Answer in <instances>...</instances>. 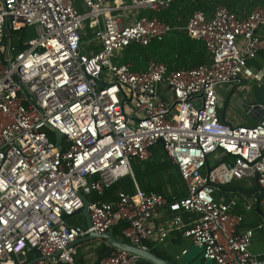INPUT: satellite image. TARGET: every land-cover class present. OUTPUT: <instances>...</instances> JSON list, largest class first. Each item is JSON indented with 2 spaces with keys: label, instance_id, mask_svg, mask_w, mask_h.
<instances>
[{
  "label": "built area",
  "instance_id": "1",
  "mask_svg": "<svg viewBox=\"0 0 264 264\" xmlns=\"http://www.w3.org/2000/svg\"><path fill=\"white\" fill-rule=\"evenodd\" d=\"M77 1L0 0V264L40 257L31 264H79L72 242L123 222L119 238L147 249L156 235L153 218L165 205L173 228L206 260L262 264L250 250L254 230L239 231L244 216L232 212L235 201L215 193L243 178L264 189V104L242 103L257 119L253 125L222 120L218 111L219 86L261 79L248 62L264 49V6L195 10L182 28L205 44L211 61L169 70L151 58L135 70L116 60L119 52L179 28L158 15L177 0H80L86 10ZM38 25L29 41L13 36ZM50 126L62 133L61 146ZM158 143L186 196L168 199L135 183L134 193L90 201V226L70 225L84 207L80 193L102 194L134 178L133 161L148 160ZM113 248L98 264H156Z\"/></svg>",
  "mask_w": 264,
  "mask_h": 264
},
{
  "label": "crops",
  "instance_id": "2",
  "mask_svg": "<svg viewBox=\"0 0 264 264\" xmlns=\"http://www.w3.org/2000/svg\"><path fill=\"white\" fill-rule=\"evenodd\" d=\"M77 4L80 5V7L82 8L83 5L81 4L80 0L77 1ZM255 6L256 7L264 6V2L257 3ZM250 11L245 10V9L239 10V11L236 10V12L238 13H247ZM258 33L261 36H264V26L258 29ZM86 40H89V39H86ZM210 61H211V56L208 62ZM248 64L254 70L255 73H260L261 79H255L254 77H243L241 85L223 84L218 87V90L226 88V86H227V90L230 92H233L235 90L234 94L239 95V96L243 95V99L242 98L237 99L238 102L240 100L241 104L244 103L246 99H250L251 101H253L252 103H250L251 105L264 104V49L261 50L254 59H251L248 62ZM161 92H162L163 97H167L170 99L172 98V94H169L168 96L164 95L166 90H162ZM218 94H219V99H220L218 111L220 113L223 109L222 107L224 106L225 97H223V95L219 92ZM225 107H226V104H225ZM251 116L253 117V115ZM220 118L222 120H226L234 124L245 125L241 123L240 121L238 122L236 120V116L229 114L228 111L223 112ZM253 118H255V116ZM256 121L257 119L255 118V121L251 125L255 124ZM153 148L151 149V156L148 160L144 162L135 160L133 162V170L134 168H136L138 172H140V178H141L140 184H138V182L135 179V175H134V182L137 183L139 188H141L142 190L158 192L164 195L168 199L182 198L186 196L187 191L182 196L180 195L177 196L174 191H166L168 188L166 185L163 186L159 181L154 180L151 177V174L153 171H148L149 167L153 166L157 170L160 166L164 164H168L166 163V161L169 162V159L165 151L162 148L161 153H163L162 155H164L165 161L162 163L153 164L154 162L152 161V159L155 155ZM212 161L214 164L218 162L217 160H215V157H213L212 160L210 161L211 164H212ZM169 165H172V164H169ZM172 166L175 167L174 165ZM174 169L179 175V177H181L178 170L176 168ZM243 180L245 181L249 180V182H247L246 185H251L253 183V182L251 183V180H253L255 183V189L250 192H248L247 190L244 191L243 189H241V186L239 185L238 182L243 181ZM126 183L127 182H125L124 185ZM254 183L249 189L253 188ZM260 189L261 187L258 185L257 181L254 178H243V179H238V180L236 179L228 184L219 186L216 190L215 195L217 199L224 201V202H230L232 200L235 201V204L232 206V212L239 213L244 216V221L241 224L239 231L246 230V229L254 230V239L250 246V250L255 255V257L262 264H264V224H263L264 222V195ZM135 190H136V187H135ZM248 204H252L251 209L246 208V205ZM173 215H174L173 212L170 210V208L167 205L161 207L158 210V212L153 218V222L156 227V235L153 238L145 241V245L147 246V249L151 250L150 247H152L158 253H161L162 255L166 256L167 258L165 259L173 260L174 262H176V264H217L214 261L211 262L210 260H206L203 257L201 247L195 245L191 238L183 236L181 231H177L173 228L172 223H171V219ZM187 219L191 220L190 216L187 217ZM163 232H166L167 234L163 240H159ZM94 240L95 241L89 240L88 243L87 241H85V243H87L86 246H90L91 244L98 245V243L100 245L103 239H98V240L94 239ZM96 241H101V242H96ZM80 244L81 243H79L78 246L75 245L78 251H80L78 249V247H81ZM94 264H97V263L95 262Z\"/></svg>",
  "mask_w": 264,
  "mask_h": 264
},
{
  "label": "trees",
  "instance_id": "3",
  "mask_svg": "<svg viewBox=\"0 0 264 264\" xmlns=\"http://www.w3.org/2000/svg\"><path fill=\"white\" fill-rule=\"evenodd\" d=\"M263 2L264 0H177L168 11L160 14L159 16L161 19L168 21L179 28H175L163 40H155L148 46H142L137 43H132L121 52V55H118L117 59L119 62H144L141 68L133 66L135 70L146 68V63L151 58L159 62L166 63L169 67V70L179 69L183 67H197L205 62H208L210 60V55L206 49L205 44L202 41L191 38L190 36H188L184 28H182L188 22L189 18L195 10H202L207 14H211L217 4L223 3L233 11H239L243 9L250 11L256 7L255 5L257 3ZM20 47L23 48L24 45L21 44ZM169 162L166 161V163L172 164L171 162ZM154 170H156V168L151 166L149 167L148 171ZM134 175L136 181L138 182V184H140V172H138L136 168H134ZM125 182L127 183L124 185ZM121 190L129 193H134V178H132L131 176H127L126 178L121 179L108 187L102 194L91 192L86 197L91 202L111 201L117 199L118 193ZM79 212H82V210ZM69 223L70 225H77L73 222H70V219ZM83 225H86L85 218ZM125 225L126 222H123L114 228V232L117 237H122L120 235V232L121 228ZM150 248L151 250L158 253L152 247ZM113 249V247L106 244L105 240H102L97 250L99 256L96 263L98 264L100 259L109 254ZM158 254L164 258H167L161 253ZM76 259L79 264H86L84 259Z\"/></svg>",
  "mask_w": 264,
  "mask_h": 264
},
{
  "label": "rangeland",
  "instance_id": "4",
  "mask_svg": "<svg viewBox=\"0 0 264 264\" xmlns=\"http://www.w3.org/2000/svg\"><path fill=\"white\" fill-rule=\"evenodd\" d=\"M82 10H86V8L84 6H82L81 8ZM144 15H150V12L148 11H143ZM160 15V14H158ZM160 17V16H159ZM40 31V27L38 26H32V27H28L27 29H25L23 32H18V33H14L13 36H20L24 41H29L32 38H35L38 36ZM88 38H85L84 40H86ZM84 46L86 45V41L84 42ZM124 50V49H123ZM122 50V51H123ZM119 52V55H121V52ZM118 61V59H116ZM144 62L139 61V62H133L132 65L135 67H142ZM235 91V90H234ZM233 92H230L227 90V86L226 88L223 89H219L218 92L221 93L223 95V97H225V101H224V106L222 107V111L219 113V116L221 117L223 112H227L229 114L235 115L236 116V120L245 125H251L254 121L255 118H253L251 115L248 114V112L246 111V108L239 102L237 101L238 98H242L243 99V95H236ZM253 101H251L250 99H246V101L244 103H247V105H251L250 103H252ZM226 104V107H225ZM53 140H56V135L52 134ZM162 148H163V144L162 143H158L154 148V152L155 155L152 159V161L154 162L153 164H157V163H162L165 161L164 159V155H162ZM164 150V148H163ZM137 161V159H136ZM134 162V161H133ZM175 167H173L172 165L169 164H164L162 166H160L157 170L153 171L151 174V177L154 180L159 181L163 186H167V190L166 191H174L175 194L177 196H182L186 193V185L184 183V181L182 179H180L181 177H179V175L177 174V172L174 169ZM249 182V180L245 181H240L238 182L239 185L241 186V189H243L244 191L247 190L248 192L253 191L255 189V183L253 180H251V183L253 182V188L249 189L251 185H246V183ZM165 191V192H166ZM84 213L82 212H78L75 215H73L72 217H70V222H73L75 224H82L84 223ZM98 240V239H97ZM91 241H95V240H91ZM89 241H87L88 243ZM96 242H101V241H96ZM85 242L81 243L80 246L78 247V249L80 251H78V255L77 258L78 259H84L86 264H94L96 262V260L98 259V247H99V243L97 244H91L90 246H86ZM212 262V261H211Z\"/></svg>",
  "mask_w": 264,
  "mask_h": 264
},
{
  "label": "water",
  "instance_id": "5",
  "mask_svg": "<svg viewBox=\"0 0 264 264\" xmlns=\"http://www.w3.org/2000/svg\"><path fill=\"white\" fill-rule=\"evenodd\" d=\"M50 128L55 132L57 144L59 146H61L60 141H61L62 133L60 131L56 130L55 128L51 127V126H50ZM260 190L262 191V193L264 195V189L261 188ZM80 195H81L82 200L84 202V207H83L82 211L84 213L87 225L90 226L91 225V219H90V214H89V210H88V206H89L90 201L87 199V197L85 195H83L81 193H80ZM94 239L106 240V244L108 246L122 248V249L128 250L130 252L136 253L145 259H149V260L154 261L156 264H176V262H174L173 260L162 258L157 253H155L149 249L137 247V246H134V245L126 242L125 240H122L121 238H119L115 235L114 229H110L106 233H102V234H99L96 232H91L87 236L81 237V238L77 239L76 241L72 242L71 245L75 246V245H78L79 243L89 241V240H94ZM40 259H43V257L31 260L27 264H31L32 262L40 260Z\"/></svg>",
  "mask_w": 264,
  "mask_h": 264
}]
</instances>
